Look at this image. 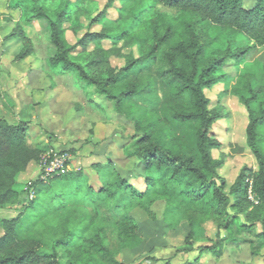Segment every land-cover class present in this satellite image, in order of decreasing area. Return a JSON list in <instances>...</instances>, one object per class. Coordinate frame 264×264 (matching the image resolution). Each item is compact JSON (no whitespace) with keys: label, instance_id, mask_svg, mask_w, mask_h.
I'll return each instance as SVG.
<instances>
[{"label":"trees","instance_id":"obj_1","mask_svg":"<svg viewBox=\"0 0 264 264\" xmlns=\"http://www.w3.org/2000/svg\"><path fill=\"white\" fill-rule=\"evenodd\" d=\"M116 1L108 0L89 26L101 25ZM12 2V9H20L26 27L39 20L47 22L55 49L50 59L53 69L62 75H76L113 102L119 114L125 105L138 109L134 127L140 135L126 154L142 166L146 188L138 191L110 159L90 166L97 176V188L83 170L54 174L46 180L39 176L32 183L34 193L27 216L0 219V264H119L111 250L112 241L122 250L138 248L143 239L132 212L142 209L149 213L158 201L167 205L165 219L171 228L182 221L188 223L187 245L204 239V223L213 220L225 237L204 251L221 257L224 242L238 243V236L251 233L256 224L263 230L257 238L260 249L264 248V106L258 114L249 111L246 129L257 169L244 168L225 193L226 181L218 174L223 160L213 158L220 143L213 137L212 128L220 116L210 110L206 91L219 81L216 73L226 59L205 62L204 48L192 23L184 25L182 34L172 20L161 18L153 24L151 37L140 36L137 54H124L135 36L124 32L112 38L106 27L100 32H86L70 44L65 26L75 20L76 4L68 0L55 10L46 7L44 0H33L30 7L18 0ZM157 3L201 22L237 30L255 46L264 47V0H256L252 8L245 7V0ZM137 21L141 23L140 15ZM10 37L24 44L16 61L33 55L34 45L24 26L18 25ZM106 41L113 44L109 50L103 47ZM90 46H94L92 51ZM247 52L245 48L231 57L240 61ZM76 53L80 60L73 56ZM114 57L123 59L124 66L114 67ZM29 131L28 121L9 124L0 120V208L20 202L19 178L28 175L52 150L44 141L30 143ZM251 186L258 204L250 198ZM241 215L245 224L240 222Z\"/></svg>","mask_w":264,"mask_h":264},{"label":"rangeland","instance_id":"obj_2","mask_svg":"<svg viewBox=\"0 0 264 264\" xmlns=\"http://www.w3.org/2000/svg\"><path fill=\"white\" fill-rule=\"evenodd\" d=\"M12 1L0 0V120H6L9 124L28 121L30 143L44 141L51 145L57 158L69 156V167L65 173L83 170L90 175L91 183L97 188V176L90 166L110 159L122 177L138 191H144L146 185L143 168L135 158L126 154L140 135L134 127L138 109L125 105L124 112L119 114L113 102L99 95L95 88L86 86L76 75H62L53 69L50 59L55 49L47 22L39 20L26 27L20 9H12ZM63 1L44 0V4L55 10ZM68 1L76 4L75 20L65 26L70 44H75L86 32H100L106 27L112 38L124 32L135 36L132 47L124 49V54H137L138 39L142 34L151 37L153 24L161 18L172 20L182 34L184 25L192 23L203 45L205 62L226 59L224 66L216 73L219 81L211 90L206 91L210 110L220 116V121L212 128L213 137L220 143V148L213 151V158L223 160L218 174L226 181L225 193L229 192L244 168L252 171L257 169L256 159L247 144L246 129L249 111L258 114L264 106V47L255 46L253 41L237 30L201 22L194 16L167 8L157 3V0H117L108 10L102 24L95 26H89L90 19L104 9L108 0ZM18 2L29 7L33 5V0ZM255 2L245 0V7L252 8ZM139 15L141 23L137 21ZM18 25L25 27L34 45L33 55L22 62L15 59L24 44L22 40L10 37ZM122 45L120 43L118 47L122 48ZM93 47L90 46L89 51ZM103 47L109 50L113 44L106 41ZM245 48H248V52L240 61L231 57L236 51ZM77 53L73 55L76 58ZM112 64L121 68L124 60L114 57ZM158 93L164 96L160 87ZM42 171L43 166L39 164L28 175L19 178L20 202L0 208V219L27 216V207L34 193L32 183L41 176ZM33 177L34 180H29ZM254 199L258 204L256 197ZM166 208L164 201H158L149 213L142 209L132 212L143 241L135 250H122L112 241L111 250L119 264H264V248L260 249L257 238L258 234L263 233L259 224L251 233L239 235L238 243L224 242L223 255L216 257L203 250L225 237V233L219 231L216 221H206V237L187 245L185 239L190 231L188 223L182 221L175 229L171 228L170 222L165 219ZM231 215L235 214L231 212ZM239 217L240 222L245 224L244 216ZM254 251L257 254L255 257L252 256Z\"/></svg>","mask_w":264,"mask_h":264},{"label":"built area","instance_id":"obj_3","mask_svg":"<svg viewBox=\"0 0 264 264\" xmlns=\"http://www.w3.org/2000/svg\"><path fill=\"white\" fill-rule=\"evenodd\" d=\"M69 161L70 159L68 155H64L59 159L57 158V155H55L51 150L50 152L45 154L40 161V165L43 166V171L41 172L40 178L42 180H46L52 177L54 174L65 173L67 171V164L69 163ZM249 195L251 200L255 201L252 186L249 189Z\"/></svg>","mask_w":264,"mask_h":264},{"label":"clouds","instance_id":"obj_4","mask_svg":"<svg viewBox=\"0 0 264 264\" xmlns=\"http://www.w3.org/2000/svg\"><path fill=\"white\" fill-rule=\"evenodd\" d=\"M182 151H183V149H181ZM171 150H169V152H170ZM159 160L160 161H164V163H167V161L165 160V158L164 157H159ZM178 163V162H177ZM164 166V164L162 163L161 164V167H163Z\"/></svg>","mask_w":264,"mask_h":264},{"label":"crops","instance_id":"obj_5","mask_svg":"<svg viewBox=\"0 0 264 264\" xmlns=\"http://www.w3.org/2000/svg\"><path fill=\"white\" fill-rule=\"evenodd\" d=\"M71 95H76V94H71ZM92 164H93V163H92ZM32 179L34 180V179H35V177H33V178H29V180H32Z\"/></svg>","mask_w":264,"mask_h":264}]
</instances>
